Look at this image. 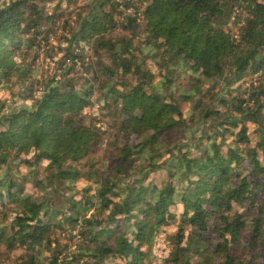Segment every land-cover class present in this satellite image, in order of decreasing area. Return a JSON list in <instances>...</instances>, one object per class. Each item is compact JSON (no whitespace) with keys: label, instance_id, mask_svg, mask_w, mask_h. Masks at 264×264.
Segmentation results:
<instances>
[{"label":"trees","instance_id":"trees-1","mask_svg":"<svg viewBox=\"0 0 264 264\" xmlns=\"http://www.w3.org/2000/svg\"><path fill=\"white\" fill-rule=\"evenodd\" d=\"M79 1L0 0V249L24 248L19 264H264V83L243 89L264 71V0L252 1L238 38L222 23L232 0ZM93 42L111 65L86 61ZM41 56L52 73L39 81ZM101 71L111 79L104 86ZM226 71V95L205 105L199 92ZM184 75L188 88L174 94ZM95 85L103 112L117 108L125 140L104 164L110 174L88 183L89 202L74 186L102 140L103 127L83 113ZM200 121L213 124L188 137ZM158 170L162 181H149ZM64 182L74 191L65 211L27 192ZM64 221L77 234L52 247Z\"/></svg>","mask_w":264,"mask_h":264},{"label":"rangeland","instance_id":"rangeland-1","mask_svg":"<svg viewBox=\"0 0 264 264\" xmlns=\"http://www.w3.org/2000/svg\"><path fill=\"white\" fill-rule=\"evenodd\" d=\"M88 1L89 0H80L79 5H82V3H85ZM92 1L93 0H91L89 3L91 4ZM236 1L237 0H232L233 7L236 5ZM92 5H94V3H92ZM46 7H49V6H46ZM62 8L66 9L63 6ZM89 8L90 6H85V13L89 10ZM46 11L48 10L46 9ZM65 11L63 10V12L67 14L66 16L71 17V14H70L71 10L67 9ZM66 19H67L66 17H63L60 20V22L58 20L59 22L58 28L57 26L55 27L57 32L53 34V36H51V44L54 46H57L60 40L64 38V34H63L64 29L62 27V22L66 21ZM71 19H74V16L73 18L71 17ZM71 30L72 29H69L67 33L70 34ZM113 35L128 37L130 36V33H128L126 30H121V28H117V30L114 31ZM121 49H122V46L119 45L118 52H121ZM95 51H96V43L93 42L91 44V48L88 54L86 55L87 56L86 61L93 59V61L95 62L101 60L103 61L105 65L112 64L111 57L113 55L111 54V52L107 50H103L101 51L102 54L98 56L96 55ZM33 56H34L33 54L30 55L29 57L30 61H33L32 60ZM33 65H35L38 68L37 76H38L39 81L47 79L48 76L52 73L51 63L47 60H44L42 56L35 59ZM76 75L80 79V81L84 80L83 77H85V74L83 75L81 73L79 74L76 73ZM226 75H228V71H226L220 77H216L214 79H208L206 81L207 85H212L210 91L209 92L205 91L203 92V94L202 92H199V95H200L199 98L206 97L204 99L205 105H208L210 103H212V105L217 104V98L215 94H217L218 97H224L226 95L224 91L221 90L222 85H223L222 80L223 78L226 77ZM60 77L61 76L59 75L57 79H60ZM116 77L117 76H115L114 78ZM110 80L111 79L107 71H101L98 74V83L100 86L102 85L104 86L107 83H110ZM175 81H176V84L173 87L176 88L178 84L180 86L177 90L173 89L174 94H178L182 91H186V89L188 88V81H189L188 75H184L182 77L175 76ZM218 83H222V84L218 85ZM261 83H264V71L259 72L249 77L247 80V84L243 87V89H246L247 87H250V86H260ZM95 88H97V85H95ZM97 89L98 91L94 93V97H93L94 98L93 106L85 110L83 113L85 116V123L87 125H91L96 128L103 127V129L101 130L102 140L100 144L95 145L92 148V150L89 152V154L81 161L79 168L85 178L78 184L76 182L74 186L75 188L74 191L78 190V194H77L78 197H81V198L84 197L89 202H96V197H95L96 190L94 187L89 188L88 183L96 181V178H97L96 173H97V176H100L101 174H103V177H106L107 175L110 174L109 170L107 171L104 170V164H106L107 166V164L111 163L112 160L114 161L117 153L119 152V148L124 145V140H125L123 138V133H121V131L119 130L120 124L117 122V120H120V118H117L118 113H119L117 108L115 106L110 107V112L106 111L104 113L103 110L101 109V103H99L96 99L97 95L100 94V89L99 88ZM7 95L8 94L5 92L3 97H6ZM96 104H98L99 106L96 107ZM210 124H213V123H206L204 121H200L197 123L192 122L190 124V126L193 125L192 127H188V126L186 127L187 128L186 135L188 137L198 135L200 134L202 128L207 127ZM141 139L142 138H138L135 135H133L130 137V142L131 143L138 142ZM37 169H38V174H37L38 179L45 180L47 177V172L45 171V165L39 164L37 166ZM163 172L164 171L158 170L157 172L152 173L150 175L149 181L154 180L157 182H161L163 179ZM92 174H94V177H92ZM119 178H123L124 179L123 181L127 180V177H124L123 175H120ZM114 179H116L115 176H114ZM74 191L73 190L71 191L68 189V187L66 186V182H64V185L62 186L58 183L57 190L52 189V187H48L47 190H43L42 188L35 186L33 183L27 184V192L37 193L40 199H47L49 204L52 207H55L56 209H62V211H65L66 208L69 206L70 200L73 198ZM65 215H66L65 213H62L59 219H65ZM64 225H65V231L56 230V232L52 234L53 237L58 239L57 240L58 242L56 241L55 243H53L52 247L60 248L62 245H64L65 243L69 241L70 237H73L74 235L77 234L75 230H72L71 228L72 224H70L68 221H64ZM24 252H25L24 248H21V247H18L14 250H10L6 247H2L0 249V264H19V261L21 260V256L23 255Z\"/></svg>","mask_w":264,"mask_h":264},{"label":"built area","instance_id":"built-area-1","mask_svg":"<svg viewBox=\"0 0 264 264\" xmlns=\"http://www.w3.org/2000/svg\"><path fill=\"white\" fill-rule=\"evenodd\" d=\"M253 0H237L236 5L230 11L228 25L232 28L233 36L238 38L241 28L245 25L249 12L254 8ZM263 1V0H262ZM99 105L96 104V107Z\"/></svg>","mask_w":264,"mask_h":264},{"label":"water","instance_id":"water-1","mask_svg":"<svg viewBox=\"0 0 264 264\" xmlns=\"http://www.w3.org/2000/svg\"><path fill=\"white\" fill-rule=\"evenodd\" d=\"M230 12L227 14V16H226V19L222 22L224 25H227L228 24V22H229V18H230ZM120 48V47H119Z\"/></svg>","mask_w":264,"mask_h":264}]
</instances>
